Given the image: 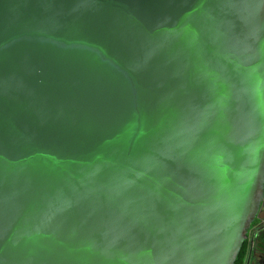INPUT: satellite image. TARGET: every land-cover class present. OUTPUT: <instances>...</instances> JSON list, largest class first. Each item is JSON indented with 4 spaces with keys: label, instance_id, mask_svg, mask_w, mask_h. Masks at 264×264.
<instances>
[{
    "label": "water",
    "instance_id": "1",
    "mask_svg": "<svg viewBox=\"0 0 264 264\" xmlns=\"http://www.w3.org/2000/svg\"><path fill=\"white\" fill-rule=\"evenodd\" d=\"M264 199V0H0V264H235Z\"/></svg>",
    "mask_w": 264,
    "mask_h": 264
},
{
    "label": "flooded vegetation",
    "instance_id": "2",
    "mask_svg": "<svg viewBox=\"0 0 264 264\" xmlns=\"http://www.w3.org/2000/svg\"><path fill=\"white\" fill-rule=\"evenodd\" d=\"M247 241H249L250 247L251 245H257L259 247V245L264 244V199L257 218L248 233Z\"/></svg>",
    "mask_w": 264,
    "mask_h": 264
},
{
    "label": "crops",
    "instance_id": "3",
    "mask_svg": "<svg viewBox=\"0 0 264 264\" xmlns=\"http://www.w3.org/2000/svg\"><path fill=\"white\" fill-rule=\"evenodd\" d=\"M246 264H264V244L251 245Z\"/></svg>",
    "mask_w": 264,
    "mask_h": 264
},
{
    "label": "trees",
    "instance_id": "4",
    "mask_svg": "<svg viewBox=\"0 0 264 264\" xmlns=\"http://www.w3.org/2000/svg\"><path fill=\"white\" fill-rule=\"evenodd\" d=\"M250 252V244L249 241H246L238 255L235 264H246Z\"/></svg>",
    "mask_w": 264,
    "mask_h": 264
}]
</instances>
